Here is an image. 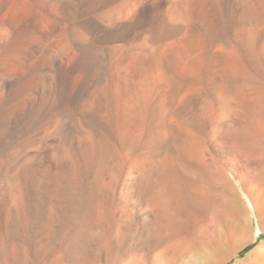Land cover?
Masks as SVG:
<instances>
[{
    "label": "bare ground",
    "instance_id": "obj_1",
    "mask_svg": "<svg viewBox=\"0 0 264 264\" xmlns=\"http://www.w3.org/2000/svg\"><path fill=\"white\" fill-rule=\"evenodd\" d=\"M263 231L264 0H0V264H226Z\"/></svg>",
    "mask_w": 264,
    "mask_h": 264
},
{
    "label": "rangeland",
    "instance_id": "obj_2",
    "mask_svg": "<svg viewBox=\"0 0 264 264\" xmlns=\"http://www.w3.org/2000/svg\"><path fill=\"white\" fill-rule=\"evenodd\" d=\"M252 217V226L255 230H257L258 227V217L257 214L254 211L251 212ZM256 240L246 246L244 249H242L237 255L231 258L226 264H235L238 260L245 258L251 251L256 248L257 245H259L262 241H264V231L256 233Z\"/></svg>",
    "mask_w": 264,
    "mask_h": 264
}]
</instances>
